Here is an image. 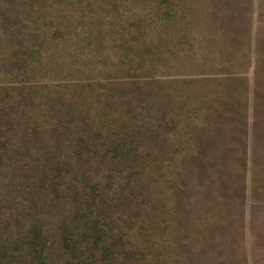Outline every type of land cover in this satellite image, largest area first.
Instances as JSON below:
<instances>
[{
  "label": "rangeland",
  "instance_id": "rangeland-1",
  "mask_svg": "<svg viewBox=\"0 0 264 264\" xmlns=\"http://www.w3.org/2000/svg\"><path fill=\"white\" fill-rule=\"evenodd\" d=\"M0 264H264V0H0Z\"/></svg>",
  "mask_w": 264,
  "mask_h": 264
}]
</instances>
